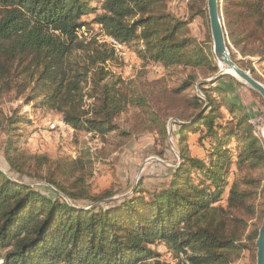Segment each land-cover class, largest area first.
Listing matches in <instances>:
<instances>
[{
  "label": "trees",
  "instance_id": "trees-1",
  "mask_svg": "<svg viewBox=\"0 0 264 264\" xmlns=\"http://www.w3.org/2000/svg\"><path fill=\"white\" fill-rule=\"evenodd\" d=\"M219 3L228 48L243 57L264 59V0ZM92 13L106 35L126 46L142 44L138 55L143 61L167 67L211 63L208 55H198L199 49L192 48V38L185 36L187 23L168 11L167 0H0V99L14 92L32 108L56 111L76 130L118 131L115 120L125 109L121 81L109 80L100 66L114 58L113 52L96 48L97 55L89 50L83 57L76 55L79 69L68 63L75 50L86 48L77 34L88 25L82 18ZM255 41L259 48H248ZM212 70L217 72L218 67ZM84 83H90L88 93ZM194 83V79L183 83L175 95ZM202 90L206 100L190 102L196 115L176 124L181 163L169 189L147 201L139 184L132 196L105 201V206H93L91 211L85 209L87 203L115 196L93 194L87 184L91 158L53 161L46 155L19 154L11 136L29 118L21 113L9 118L4 157L10 170L43 178L57 189L58 197L0 172V264H167L155 251L160 246L174 256L187 255V264H233L246 248L245 239L255 247L264 209L259 226L249 233L248 229L264 178L255 172L264 168V140L254 135L247 116L228 99L225 88ZM212 92L218 93L220 102ZM223 106L232 117L225 124ZM232 122L235 128L228 125ZM192 133L210 144L207 161L189 153L185 142ZM231 138L237 141L234 157L225 149ZM40 171L48 174L36 176ZM192 172L204 176L198 184L192 183Z\"/></svg>",
  "mask_w": 264,
  "mask_h": 264
},
{
  "label": "rangeland",
  "instance_id": "rangeland-1",
  "mask_svg": "<svg viewBox=\"0 0 264 264\" xmlns=\"http://www.w3.org/2000/svg\"><path fill=\"white\" fill-rule=\"evenodd\" d=\"M207 2L167 0V9L187 23L185 36L192 38L194 42L192 48L195 46L199 49L198 55L209 56L211 60L209 64L193 61L167 67L164 63L143 61L138 55L142 44L137 42L128 46L121 44L106 35L103 28L93 22L96 14L85 15L82 20L88 25L77 35L86 48L78 52L75 50L68 63L73 62V67L79 69L75 64L78 61L74 59L76 55L82 56L88 50L97 55L96 48L108 53L113 52L114 58L100 63V66L105 68L109 80L121 81L119 89L124 97L125 109L115 120L119 130L106 134L76 130L65 124L62 116L56 111L32 108V104L28 105L25 102V97L17 98L14 92L10 93L0 99V172L17 182L23 181L22 183L53 199L58 197L57 189L43 178L17 175L10 170L5 160L4 154L10 138L6 132L7 121L16 114H27L29 118L27 123L21 124L19 130H15L11 136L19 147V154L46 155L53 161L60 158L83 157L85 162L90 157L91 165L86 166L91 169L92 174L87 177V184L93 194L98 198L110 193L115 195L111 199L87 203L85 206L87 211L93 210V206H105V201L132 196L139 184L142 186L141 189L147 192L143 196L149 201L156 192L169 189L173 174L181 163L178 149L179 128L176 124L196 115L190 102L193 98H198L202 102L206 100L202 89L216 86L226 89L228 99L247 116L254 135L264 140V100L258 92L234 78L232 74L224 72L225 74L221 75L219 61L214 54ZM199 11L202 14H199ZM259 46V41H255L250 43L248 48L258 49ZM228 50L231 58L235 55L232 60L239 67L264 85V59L257 55L243 57L236 49ZM87 58L92 60V57ZM214 66L218 67L217 72H213ZM192 79L195 83L190 88L175 95V91L180 89L183 83ZM83 87L87 93L91 91L90 83H84ZM212 93L216 102H220L218 93ZM86 102L89 104L91 100L86 98ZM206 107L207 104L203 109ZM222 113L225 117L224 124L232 120L225 106L222 107ZM228 125L236 127L234 122ZM236 131L239 132L237 129ZM185 144H189V153L193 157L207 161L211 146L200 134L192 133ZM236 145L235 138H231L225 147L231 150L232 157L235 155ZM255 172L259 175L264 174V168L258 167ZM43 173L40 171L35 175L45 177L48 174ZM191 177L192 183L198 184L204 176L192 172ZM232 180V176L229 175L228 187ZM227 191L221 201L224 205ZM255 206L256 214L249 222L248 233L260 224V210L264 209V178L258 186ZM243 243L246 248L233 264H256V244L253 247L247 239ZM155 251L163 255L162 260L167 264L182 263L181 254L174 256L163 246L156 248Z\"/></svg>",
  "mask_w": 264,
  "mask_h": 264
},
{
  "label": "water",
  "instance_id": "water-1",
  "mask_svg": "<svg viewBox=\"0 0 264 264\" xmlns=\"http://www.w3.org/2000/svg\"><path fill=\"white\" fill-rule=\"evenodd\" d=\"M210 28L214 43V54L219 61L231 69L237 80L247 84L250 88L258 92L264 100V85L255 80L251 74L239 67L231 58L227 45V36L222 21V11L219 0H207ZM225 74L221 70V75ZM257 254L256 264H264V220L259 230L256 241Z\"/></svg>",
  "mask_w": 264,
  "mask_h": 264
},
{
  "label": "bare ground",
  "instance_id": "bare-ground-1",
  "mask_svg": "<svg viewBox=\"0 0 264 264\" xmlns=\"http://www.w3.org/2000/svg\"><path fill=\"white\" fill-rule=\"evenodd\" d=\"M219 66L223 72H227L229 74H232L234 77H237L236 74L223 63H219ZM263 134H264V129H263Z\"/></svg>",
  "mask_w": 264,
  "mask_h": 264
},
{
  "label": "built area",
  "instance_id": "built-area-1",
  "mask_svg": "<svg viewBox=\"0 0 264 264\" xmlns=\"http://www.w3.org/2000/svg\"><path fill=\"white\" fill-rule=\"evenodd\" d=\"M113 43H116V41L112 40ZM182 263L181 264H187V255L181 254Z\"/></svg>",
  "mask_w": 264,
  "mask_h": 264
}]
</instances>
